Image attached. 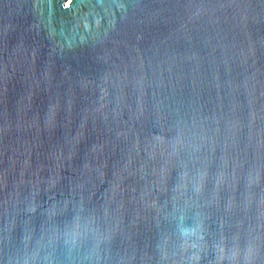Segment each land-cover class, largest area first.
Returning <instances> with one entry per match:
<instances>
[{"label": "water", "instance_id": "1", "mask_svg": "<svg viewBox=\"0 0 264 264\" xmlns=\"http://www.w3.org/2000/svg\"><path fill=\"white\" fill-rule=\"evenodd\" d=\"M0 264H264V0H0Z\"/></svg>", "mask_w": 264, "mask_h": 264}, {"label": "snow or ice", "instance_id": "2", "mask_svg": "<svg viewBox=\"0 0 264 264\" xmlns=\"http://www.w3.org/2000/svg\"><path fill=\"white\" fill-rule=\"evenodd\" d=\"M71 2V0H69V3ZM65 6H67V5H65Z\"/></svg>", "mask_w": 264, "mask_h": 264}]
</instances>
